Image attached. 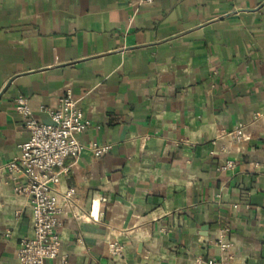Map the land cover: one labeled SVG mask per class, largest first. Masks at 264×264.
<instances>
[{
	"label": "crops",
	"instance_id": "1",
	"mask_svg": "<svg viewBox=\"0 0 264 264\" xmlns=\"http://www.w3.org/2000/svg\"><path fill=\"white\" fill-rule=\"evenodd\" d=\"M67 94L91 125L58 185L68 264H264V0H0V167L29 138L16 99L48 124ZM23 182L0 175V264L32 236Z\"/></svg>",
	"mask_w": 264,
	"mask_h": 264
},
{
	"label": "built area",
	"instance_id": "2",
	"mask_svg": "<svg viewBox=\"0 0 264 264\" xmlns=\"http://www.w3.org/2000/svg\"><path fill=\"white\" fill-rule=\"evenodd\" d=\"M138 7L152 5L155 0H132ZM18 112L24 117V126L29 133L26 142L19 146V156L8 165L0 167L2 174H20L23 184L16 189V193L30 200L32 206L33 230L31 238L21 241L18 253L19 264H45L48 261L60 259V264H68L65 257H61V239L59 231L62 228V217L67 211L75 209L76 191L68 189L64 193L58 192V185L62 176L67 175L65 163L68 159H77L86 150L80 141L91 127L85 120L79 107V101L71 94L60 99L59 107L47 110L51 122L41 124L31 118L29 101L20 96L16 99ZM237 143L243 141V131L234 133ZM108 145L93 144L90 152L96 159L102 158L110 151ZM237 164L226 161L218 168L219 172L233 171ZM256 169L264 173V165H256ZM228 229L219 233L217 246L222 255L231 250L227 237ZM110 255L115 259L124 258V248L117 242L108 245ZM206 264H227L225 260H209Z\"/></svg>",
	"mask_w": 264,
	"mask_h": 264
}]
</instances>
